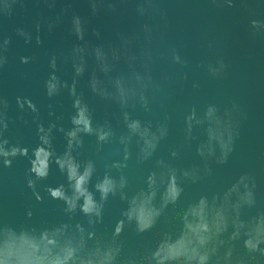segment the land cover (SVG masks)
Returning a JSON list of instances; mask_svg holds the SVG:
<instances>
[{"label":"water","instance_id":"water-1","mask_svg":"<svg viewBox=\"0 0 264 264\" xmlns=\"http://www.w3.org/2000/svg\"><path fill=\"white\" fill-rule=\"evenodd\" d=\"M230 5L0 0V264H264V0Z\"/></svg>","mask_w":264,"mask_h":264},{"label":"clouds","instance_id":"clouds-1","mask_svg":"<svg viewBox=\"0 0 264 264\" xmlns=\"http://www.w3.org/2000/svg\"><path fill=\"white\" fill-rule=\"evenodd\" d=\"M229 6H231V5H230V0H229ZM109 7L111 8V5H110ZM92 11H93L94 14L98 11L97 6L95 5V3H93V5H92ZM140 11L142 12L143 9H140ZM73 18H74V19H80V17H79V16H76V15H74ZM48 27H49V31H51L53 25L49 24ZM38 30H39V29H38ZM17 31H18L19 35H21L22 37H24L26 43H30V42H31V35H30L29 33H25L23 30H17ZM36 42H37V44L42 43V41L40 40L39 36H37V38H36ZM9 43H10V41H9L8 39H5V40H4V45H3V47H4V50H5V51L7 50V47H8V45H9ZM173 56H174L175 61L180 62V58H179L178 55H175V54H174ZM53 58H55V56H53V57L50 59V61H49V64H50V67H51V68H52V59H53ZM30 59H31L30 57L22 56V57H20V62H21L22 64H27V63L30 62ZM6 63H7V57H0V68H2ZM220 67H221V68L224 67L223 62H221ZM54 70H55V69H54ZM213 71L215 72L216 70H213ZM54 74H55V71H53L52 73H50L49 78H50L52 75H54ZM47 83H48V79L45 81L46 92H47ZM50 98H51V97H50ZM6 107H7V102H5V108H6ZM5 130H6V128H5ZM223 162H224V161H223ZM9 163H10V162H9ZM29 186H32L31 182H30ZM139 231L142 232V231H144V229H139ZM261 243H264V241H262V240H257V241H255V243H253V242H251L250 239H247V238H246V239L244 240V249H245L247 252H249V253H255V252L259 251L262 255H264V249H261V248L259 247ZM233 251H234V248H233L232 250L226 252V256H227V259H228V260H231ZM213 255H215V253L207 254V256H206V261H210ZM219 259H220V257H217V260H219ZM206 261L204 262V264H206ZM197 264H202V262L198 260V261H197Z\"/></svg>","mask_w":264,"mask_h":264}]
</instances>
